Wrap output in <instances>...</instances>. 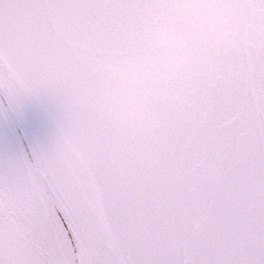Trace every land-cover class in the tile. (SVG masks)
<instances>
[{
  "label": "snow or ice",
  "instance_id": "snow-or-ice-1",
  "mask_svg": "<svg viewBox=\"0 0 264 264\" xmlns=\"http://www.w3.org/2000/svg\"><path fill=\"white\" fill-rule=\"evenodd\" d=\"M169 2L0 0V264H264V0L139 118L102 102Z\"/></svg>",
  "mask_w": 264,
  "mask_h": 264
},
{
  "label": "water",
  "instance_id": "water-1",
  "mask_svg": "<svg viewBox=\"0 0 264 264\" xmlns=\"http://www.w3.org/2000/svg\"><path fill=\"white\" fill-rule=\"evenodd\" d=\"M235 23V15L224 0H170L154 12L140 48L107 67L110 87L102 102L119 119L139 118L151 83L183 69L194 46L231 45Z\"/></svg>",
  "mask_w": 264,
  "mask_h": 264
}]
</instances>
